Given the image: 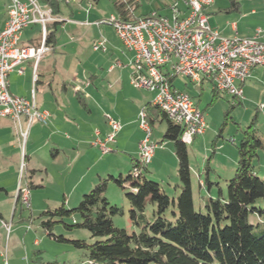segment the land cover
Returning <instances> with one entry per match:
<instances>
[{"label":"crops","instance_id":"1","mask_svg":"<svg viewBox=\"0 0 264 264\" xmlns=\"http://www.w3.org/2000/svg\"><path fill=\"white\" fill-rule=\"evenodd\" d=\"M145 1L148 5L144 6L141 0H136L137 6L133 11L134 18H139L152 12H156L160 16L171 20V6L174 4H177L180 17H184L186 15V10L179 0ZM151 1L155 4L153 5ZM99 2L100 0H64V2L60 3V13L57 16L59 20L57 21L58 25L56 27L55 41L47 52L48 54L57 53L59 55L57 60L52 59L50 68L46 69L51 71L50 77H46L43 73L39 72L41 59L37 64L36 81H33L31 62L24 65L25 71L23 75H18L16 72H12L8 77L9 92L12 95L29 100L31 99V92L34 90L35 101L38 109L47 112L49 115L47 123L44 125L39 123L32 124L28 130L27 138L23 141L19 137L18 129L15 123L6 118L0 119V137L5 138L4 145H0L1 168L9 171L12 166H17L14 174L18 175L19 167L17 164L20 160L21 163L24 162L25 168L27 169V181L32 184V189L37 190L45 188V183L48 177H51L50 172L46 167L42 168L33 164L34 156L38 150H43L45 154L48 152V158L52 161V163L60 164V162L64 159L67 160L66 168L70 169L67 171V175L70 179L69 184L71 185L69 187L67 186L66 188L64 187L59 189L64 200L61 204L64 205L66 204V196L70 197V199L66 201L67 205H75L80 201L82 195L87 193L99 179L104 178L107 172H111L110 170H105V168H101L100 166V163L104 160L105 155L114 153L112 154L114 157L124 156L125 158H123V163L125 165L120 170H123L122 172H125L126 174L130 172L131 161L137 159V145L143 136L137 119L138 113L142 109H147L145 112L151 118V122H149L152 130H155L156 125H159L160 127L159 136H157L154 141L152 140V132L151 140L157 145V147L148 165H151L154 162L164 165V161L167 162L168 159L171 158V161H169L173 164L175 169L177 168V159L173 146L169 145V141H165L163 139L167 122L160 113L148 109L153 106V93L144 92L145 96L142 98H131L129 97L130 95L124 91V80L126 82L128 78L127 71L130 68L133 70L132 66H128L126 62L128 59L134 57V53L123 47L112 28L111 30L116 40L111 44L110 41L106 40V52L94 51L92 49V45L95 42L103 39L105 40V29L101 27L103 24L102 22L105 20V13L102 11L100 12L97 9ZM9 5L10 0H0V30L3 28L7 19V10ZM225 11L224 7L217 5L216 0H213V4L203 10L207 22H212V17H216L218 20L216 21V27L211 29L217 30L225 37H257L258 41L264 43L263 29L251 26L242 27L241 21L248 17L246 15H243L246 16L243 18L242 16L239 17L238 21L242 20L237 24L220 21V18L227 13ZM250 15L256 16L257 14L254 11H251ZM41 35L42 33L40 27V37L32 38L26 43H22V32L19 43L22 46H29L37 44L38 42L40 43ZM88 49L91 51L89 54L86 52ZM107 52H109L110 58L105 65V58L102 53L105 54ZM97 53H100L99 55L101 56L97 55ZM69 55L74 56V60H78L77 58H79V56L84 57V61H78L82 69L81 73L73 75L70 77L69 81L57 80L61 91L71 88L74 92V96L80 101V109L74 110L75 112L71 113L72 115L66 114L62 105H57L58 97L60 98L59 93L58 96H56L55 93H52L53 91L51 92L54 99L53 105L50 101L46 102V97H44L47 95V91H50L52 88L51 83L55 78L52 75L54 72L53 70H56V67L61 66L59 64L64 63L65 59ZM117 63H119L120 66H115ZM85 66H87L86 70L83 69ZM166 70L169 71L168 68ZM174 80L175 77L171 79V85L177 90L186 92V88L176 86ZM263 80L264 67L254 68L251 71L250 76L242 85V90H244L248 82H261ZM203 82L210 84L212 94L217 93L214 89L212 80L208 78L201 77L199 83H190L195 86L199 85L202 92ZM18 84L28 90L26 91V93L29 92V94L27 93L28 97L16 91V89H18ZM110 93L112 96H110L109 101L105 102V97ZM134 100L136 102H134ZM195 106L197 107V105ZM107 117H111L112 119L118 121L121 127L116 135L115 143L109 146V153L102 155L98 148L91 145V142L95 137L92 131H90L81 141L74 140V138L70 136L71 130H79V123L82 122L85 125L90 123V125L94 126V130L99 132V137L104 138V136L109 132V126L105 122L107 121ZM22 125L25 128L24 122H22ZM207 129L208 127L206 123L204 133L201 136L196 137L190 145L192 146L196 139H200L201 143H206L204 141L207 135ZM210 132L212 135L215 134L214 129ZM32 133L39 134L42 137L43 143L40 147L36 148L34 146V141L30 138ZM80 147L82 149H80ZM226 147L227 144H222V146L220 145L219 147L214 145V149L220 148L222 156L224 157L227 156L223 153L225 152ZM52 152L54 155L51 154ZM68 155H71L72 157L69 158ZM224 159L228 161L227 157ZM229 160L232 162L234 158L232 159L229 157ZM78 162L83 164V170L78 166ZM148 165L146 166L147 172H149ZM235 165L233 167L232 164L229 163L226 176L231 174L230 172H234ZM152 170L154 171V169H151V171ZM60 173L62 174V172ZM119 176L125 177L122 173H119ZM197 179L199 187L204 186V183L200 180L199 175L197 176ZM14 191V185L13 188H11L3 185V183H0V204L5 202L7 206H14L12 216L14 215L16 206L20 204L17 200V193ZM2 222L6 221L2 218L0 211V264H20V262L28 264L25 245L23 244L25 257H18L19 246L15 244V238L11 240L12 236L8 235L9 233H7L5 228L2 226ZM32 245L35 247L38 246V240H34ZM38 253L40 252L38 251Z\"/></svg>","mask_w":264,"mask_h":264},{"label":"trees","instance_id":"2","mask_svg":"<svg viewBox=\"0 0 264 264\" xmlns=\"http://www.w3.org/2000/svg\"><path fill=\"white\" fill-rule=\"evenodd\" d=\"M109 1L117 18L135 20L136 0ZM242 1L251 0H228V10L237 11ZM38 2L57 18L64 0ZM57 25L54 21L45 26L44 44L48 48L55 41ZM148 109L160 113L167 122L163 139L173 146L181 184L176 200L169 198L158 183L148 181L147 165L134 159L125 177L99 179L82 195L76 208L66 209L62 204L43 212L41 229L48 237L62 241L61 236L52 234L54 224L64 217L78 216L79 222L64 227L86 230L95 239L89 245L84 241L71 242L76 249L85 251L83 264H264V209L256 206L264 199V179L258 176L252 164L264 142L255 136L254 124L245 129L237 147L234 173L226 181V196L221 190L217 196L209 194V198L204 199L205 212L202 213L193 206L187 145L181 141L182 128L167 120L160 108ZM147 117L151 122L148 114ZM109 182L126 191L125 198L131 208L129 216L136 231L127 233L114 227L111 217L121 215L122 210L110 205L105 198ZM28 187L30 189L32 184L28 183ZM147 204L154 206L150 218L145 216ZM253 217L256 223L251 222Z\"/></svg>","mask_w":264,"mask_h":264},{"label":"rangeland","instance_id":"3","mask_svg":"<svg viewBox=\"0 0 264 264\" xmlns=\"http://www.w3.org/2000/svg\"><path fill=\"white\" fill-rule=\"evenodd\" d=\"M141 2L144 6L148 5L145 0H141ZM151 2L153 3V1ZM216 3L220 7H224L226 10L225 12H227L220 18V21L237 24L242 20L238 21L239 17L242 16L243 18L248 16L241 21L242 27H259L264 30V0L242 1L238 5L237 11L228 10V0H216ZM154 4L155 3H153V5ZM97 9L100 12L102 11L105 13L106 21L110 20L111 17L116 16L109 0H100L99 5H97ZM251 11H254L257 15L251 16ZM212 19V22H207L210 28L216 27V21H218L216 17H212ZM101 27L105 29V41H110V44L115 42L116 38L111 30V26L108 23H105L102 24ZM38 37H40V27L38 25H32L23 31L22 43H26L29 39ZM86 52L87 54L91 53L89 49L86 50ZM100 53H97V55ZM102 55L105 58L106 65L108 59L110 58L109 52L105 54L102 53ZM58 57L59 55L57 53H46L42 56L41 63L39 65V72L43 73L46 77H50L51 71L46 69L50 68L52 59L57 60ZM77 59L78 60H74V56L69 55L65 59L64 63L59 64L61 66H58L56 67V70H53L54 72L52 75L55 78L51 83L52 88L50 91H47V95L44 96L46 97V102L50 101L53 105L54 99L52 97V93H55L56 96H58L59 93L60 98L58 97L57 105H62L64 107V111L68 115H72L71 113L75 112L74 110L80 109V101L74 96V92L71 88L61 91L57 80L69 81L70 77L75 74L78 75L82 72L78 61H84V57L79 56ZM132 60L133 58L127 60L126 63L128 66L132 65ZM86 68L87 66L83 69L86 70ZM131 70L132 69L130 68L127 71L128 78L126 82L124 80V91L127 92L131 98H142L145 96L144 92L149 91L138 88L132 83L133 71ZM184 78L185 77L182 76L175 77L174 83L178 87L186 88V92L189 94L195 105H197L205 125L207 123L208 127L207 135L204 141L206 143H201L200 139H196L192 146L187 145L189 166L191 169L193 206L195 211L204 213L203 202L205 198H209V192L211 196H217L218 190H221L222 195L224 197L226 196V181L229 180L234 173L230 172L231 174L226 176L228 166L229 163L232 164L233 167L236 164L237 147L240 144L245 129L253 123L255 136L264 142V80L261 82H248L243 90L244 95L242 94V97H239V99L236 97V99L229 94H224L218 91L216 94H212L211 86L206 82H203L201 92L199 85H192L190 83L192 81ZM16 91L28 97L29 92H27L28 94L26 93L28 90L23 88L20 84H18V89H16ZM152 95L154 98V94ZM110 96H112L111 93L105 97V102L109 101ZM134 102L136 101L134 100ZM105 122L107 123V121ZM79 127V130L72 129L70 133V136L77 141L83 140L90 131H92L93 134L96 132L93 128L94 126L90 125V123L85 125L80 122ZM212 129L215 130L214 135L210 132ZM159 131V125H156L155 130H152L153 141L157 136H159ZM30 138L34 141V146L36 148L40 147L43 143V139L39 134L32 133ZM229 138H234L236 143L231 144L228 141ZM4 142L5 138L0 137V145H4ZM222 144H227L226 150L223 152L227 155L225 157L222 156L220 148L214 149V145L219 147L220 145L222 146ZM169 145L172 146L171 143H169ZM80 149L82 148L80 147ZM112 154L114 153L105 155L104 160L100 163L101 168L111 171L107 172L104 178L111 176L114 179H117L119 173L126 176L127 174L122 172L123 170H120L125 165L123 163V158L125 157H114ZM68 157L71 158L72 156L68 155ZM226 157L228 158V161L224 159ZM229 157L232 159L234 158V160L231 162ZM169 160L171 161V158H169L167 162L164 161V165H160L156 162L151 165H148V163L149 172L145 173V177L148 181L158 183L169 198L176 200L181 190V184L177 177V168L175 169ZM20 163L21 160L17 164L19 167L18 175L14 174L17 166L11 167L10 164L11 169L6 171L1 168L2 165L0 163V183H3V185L11 188H13L14 185V192L16 193L20 182H22L23 186L25 184L28 185L27 169L25 168L23 172L20 171L22 164ZM33 164L42 168L46 167L50 172L51 177H48L45 183V188L37 190L32 188L29 189V208L26 209L24 206L19 204L16 206L14 215L12 216L14 206H7L5 202L0 204L2 218L7 223H11L12 226L8 235L12 236L11 240L15 238V244L19 246L18 257H25V251L23 248L24 244L27 251L26 257L28 259V264H83L86 261L85 251L82 249H76L71 242L78 240L84 241L89 245L92 244L95 239L91 238L90 234L86 230L78 228H71L70 230H67L64 227V225H72L74 222H79L80 220L78 216L73 215L71 217H64L61 221L54 224L52 234L56 237L61 236L63 238L62 241H56L51 237H48L40 227V223L44 219L43 217H40V215L46 210H54L60 207L62 205L61 203L64 202L62 193L59 189L64 187L66 188L71 185L69 184L70 179L67 175V171L70 170L69 168H66L67 160L64 159L60 162V164L52 163V161L48 158V152L45 154L43 150H38L34 156ZM252 164L254 171L261 179H264V146L262 149L257 151V157L253 159ZM78 166L83 170L84 166L82 163L78 162ZM151 169H154V171L152 170V172ZM60 172H62V174ZM198 175L200 176V180L204 183V186L199 187L197 179ZM207 182L211 185H208ZM216 183H218V186ZM125 193L126 191L120 189L114 182H109L105 191V198L110 205H114L122 210L121 215L111 217L114 227L123 229L127 233H132L137 229L131 222L129 216V210L131 208L125 198ZM69 199L70 197L66 196L65 200L67 201ZM66 201V204L64 205L66 209L76 208L79 203L77 202L75 205H67ZM256 206L264 209V199L259 200ZM153 208L154 206L152 207L150 204L146 205L145 216L147 218L151 217ZM250 220L252 223L257 222L255 217ZM34 240H38V246L36 247L32 245ZM38 251L40 253H38ZM20 264L25 263L20 262Z\"/></svg>","mask_w":264,"mask_h":264},{"label":"built area","instance_id":"4","mask_svg":"<svg viewBox=\"0 0 264 264\" xmlns=\"http://www.w3.org/2000/svg\"><path fill=\"white\" fill-rule=\"evenodd\" d=\"M179 2L186 10L184 17H180L177 4H174L171 6V20L152 12L133 21H123L114 16L102 23H108L123 47L134 53L131 62L132 83L154 94L153 106L158 109L168 108V115H165L167 120L177 118V122H184L181 141L190 145L204 133L206 125L191 97L171 85L173 77L166 74L168 49H175V66L184 69L185 79L193 77V69H200L201 76L212 79L214 86L242 97V85L251 71L264 67V43L258 41L257 37H225L211 29L203 10L211 6L213 0ZM58 20L38 0H10L7 19L0 30V119L6 118L15 123L23 141L32 124H46L49 115L38 109L34 90L29 100L12 95L9 92L8 77L12 72L23 75L24 65L31 62L33 81H36L37 64L49 51L44 44L45 26ZM32 25L41 27L39 46L20 45L21 33ZM92 49L106 52V41L103 39L95 42ZM137 119L143 133L137 145V161L150 163L157 145L151 140L152 127L144 109L140 110ZM107 124L109 132L104 138H100L96 131L91 142L102 155L110 152L109 146L115 143L121 128L119 122L111 117H107ZM228 141L235 143L234 138ZM24 169L23 162L20 171ZM17 197L20 204L28 209L30 192L27 184L23 186L22 182L19 183ZM2 226L7 233L10 232L11 223L2 222Z\"/></svg>","mask_w":264,"mask_h":264},{"label":"bare ground","instance_id":"5","mask_svg":"<svg viewBox=\"0 0 264 264\" xmlns=\"http://www.w3.org/2000/svg\"><path fill=\"white\" fill-rule=\"evenodd\" d=\"M168 64L166 66V69L168 68L169 71L166 70V74H170L172 77H178V76H182L185 77V71L184 69H180L178 66H175V62H177V53L175 51V49H168ZM201 70L200 69H193V77H191V79H189L190 81H192L193 83H199L200 79H201ZM204 78H208V77H204ZM210 79V78H208ZM212 80V79H210ZM213 84L214 81L212 80ZM214 89L218 92L224 93V94H229L231 95L233 98H238L239 99V95L237 93H229L228 91H225L223 89H219V86H214ZM236 98V99H237ZM165 115H168V108H160ZM169 121L172 122L173 124H176L177 126H180L182 128V131H184V122H177V118H169ZM144 164H148L149 162H142ZM141 163V164H142Z\"/></svg>","mask_w":264,"mask_h":264}]
</instances>
